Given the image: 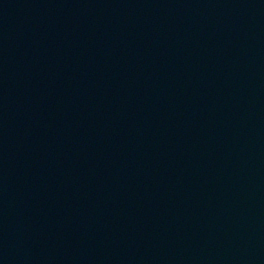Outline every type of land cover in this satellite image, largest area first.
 Listing matches in <instances>:
<instances>
[{"label": "water", "instance_id": "obj_1", "mask_svg": "<svg viewBox=\"0 0 264 264\" xmlns=\"http://www.w3.org/2000/svg\"><path fill=\"white\" fill-rule=\"evenodd\" d=\"M263 261H264V259H263ZM263 264H264V262H263Z\"/></svg>", "mask_w": 264, "mask_h": 264}]
</instances>
